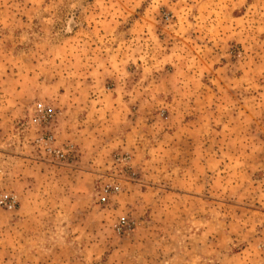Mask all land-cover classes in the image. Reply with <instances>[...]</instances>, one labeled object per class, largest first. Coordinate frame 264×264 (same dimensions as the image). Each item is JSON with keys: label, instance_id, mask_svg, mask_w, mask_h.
Masks as SVG:
<instances>
[{"label": "rangeland", "instance_id": "1", "mask_svg": "<svg viewBox=\"0 0 264 264\" xmlns=\"http://www.w3.org/2000/svg\"><path fill=\"white\" fill-rule=\"evenodd\" d=\"M37 101L75 161L37 152ZM195 113L208 134L175 135ZM180 139L213 148V199L196 183L198 197L179 194ZM125 152L133 178L99 203ZM3 192L19 206L0 205V264H226L222 230L264 218V0H0ZM123 216L134 228L120 234Z\"/></svg>", "mask_w": 264, "mask_h": 264}, {"label": "crops", "instance_id": "2", "mask_svg": "<svg viewBox=\"0 0 264 264\" xmlns=\"http://www.w3.org/2000/svg\"><path fill=\"white\" fill-rule=\"evenodd\" d=\"M182 99H180V102ZM201 115V114H200ZM200 115L198 113H195V118H189L185 119V121H181L179 123V126L177 127V133L175 135H178V132L181 135L189 134L190 137H195L197 139L198 135L203 134L205 132L208 134L209 129L208 126H205V122L207 121L210 124V120L208 117V114H206L207 117L200 119ZM199 125L205 127L206 129H202L199 127ZM82 132V130H81ZM187 133V134H186ZM81 134V133H80ZM181 140L177 142L178 146H176V150L179 153V155H183V148L189 149V162L188 160H184L185 162L189 163L188 168H184L182 166V161L180 163L179 167V177L175 179V183L178 184V180L180 185L179 194L180 195H190L192 198L198 197L196 194L192 193L191 191H187L189 189V186L193 185L194 183L197 185L199 184L201 188L205 189L206 199H213V177L209 173V171L213 170V148L208 143H194V141L189 140L188 146H184L181 143ZM206 142V141H205ZM187 154V153H186ZM187 154V155H188ZM186 169V173L183 171ZM183 180V183L180 181ZM192 190V189H190ZM178 192V191H177ZM210 193V195H208ZM36 195V194H35ZM247 209V208H244ZM250 222V219H252ZM191 221V220H190ZM264 218L261 216H248V213H243L240 215V218L238 220L239 227L234 230L231 227L230 233H226L222 230L220 239L223 241L220 248H216V254L218 258H220L219 261L224 262L226 264H232V263H243V264H264V255H260L262 252L259 248L260 243L264 241ZM255 222V223H253ZM260 222V223H259ZM194 223V222H193ZM212 219L206 218V226L205 230L206 232H212L213 231V225H212ZM191 226V224H190ZM194 230V227L191 228ZM209 238V237H208ZM207 238V239H208ZM211 241L208 243L206 241V248H210L209 250L214 251L213 239H209ZM66 242V240H65ZM64 244V242L60 239L57 240V244ZM255 246L258 248L260 253L255 250ZM255 251L256 254L253 252ZM223 258V260H222ZM81 262L84 264V261L80 259L71 260L67 259L66 257L59 256V258L54 259L52 257H47L44 259V261H37V264H75Z\"/></svg>", "mask_w": 264, "mask_h": 264}, {"label": "built area", "instance_id": "3", "mask_svg": "<svg viewBox=\"0 0 264 264\" xmlns=\"http://www.w3.org/2000/svg\"><path fill=\"white\" fill-rule=\"evenodd\" d=\"M30 125L34 129V145L37 152L52 162L75 161L77 152L72 143L60 144L57 141V114L51 103L37 101L33 107L30 117ZM115 175L100 185L98 191V202L107 203L111 196L118 194L122 190L121 181H129L132 173L131 155L119 153L114 158ZM0 205L6 210H15L19 206L18 197L12 192H3L0 195ZM134 223L127 216L121 217L115 223L118 233H126L134 228ZM259 248L264 251V241Z\"/></svg>", "mask_w": 264, "mask_h": 264}]
</instances>
